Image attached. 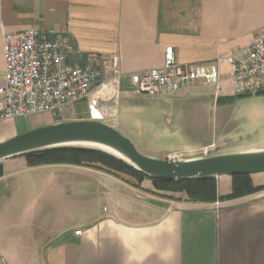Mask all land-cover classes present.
I'll list each match as a JSON object with an SVG mask.
<instances>
[{
    "label": "crops",
    "instance_id": "0c3cea01",
    "mask_svg": "<svg viewBox=\"0 0 264 264\" xmlns=\"http://www.w3.org/2000/svg\"><path fill=\"white\" fill-rule=\"evenodd\" d=\"M32 28L69 44L71 63L117 57L125 75L139 74L163 66L169 47L180 64L213 62L246 48L264 29V0H0V81L4 37ZM229 70L223 62L218 88L196 84L156 97L122 93L118 104L102 106L112 109L108 114L80 104L86 117L79 121L131 135L135 126L143 145L153 135L194 144L160 159L176 153L196 159L212 145L210 155L262 150L264 136L232 142L245 123L236 124L241 97ZM129 85L123 81L124 90ZM215 113L220 129L204 139ZM252 114L264 120V110ZM54 120L45 114L2 121L0 143ZM217 144L226 149L218 153ZM0 172V264H264V189L225 199L234 177L215 178V201L193 202L185 193L157 191L150 179L135 186L91 167H31L24 156L1 161ZM250 180L264 188V173Z\"/></svg>",
    "mask_w": 264,
    "mask_h": 264
},
{
    "label": "built area",
    "instance_id": "2783aa9c",
    "mask_svg": "<svg viewBox=\"0 0 264 264\" xmlns=\"http://www.w3.org/2000/svg\"><path fill=\"white\" fill-rule=\"evenodd\" d=\"M6 74L0 81V123L16 118L50 114L57 122L76 105L89 112L118 104L122 93L156 97L176 94L201 84L219 87L223 62L236 96H258L264 92V29L249 46L208 63L180 64L172 47L166 49L163 66L139 74L125 75L117 57L91 56L86 62L69 61L71 47L48 39L36 29L7 34L3 40ZM130 84L124 90L123 81ZM212 145L201 150L209 156ZM182 160L181 154L169 156ZM76 235H81L77 231Z\"/></svg>",
    "mask_w": 264,
    "mask_h": 264
},
{
    "label": "water",
    "instance_id": "95a60500",
    "mask_svg": "<svg viewBox=\"0 0 264 264\" xmlns=\"http://www.w3.org/2000/svg\"><path fill=\"white\" fill-rule=\"evenodd\" d=\"M76 145H91L116 152L122 157L119 159L155 180L178 182L264 173V149L190 160L158 159L140 154L132 141L113 126L89 120L58 122L1 142L0 162L33 152Z\"/></svg>",
    "mask_w": 264,
    "mask_h": 264
},
{
    "label": "trees",
    "instance_id": "16d2710c",
    "mask_svg": "<svg viewBox=\"0 0 264 264\" xmlns=\"http://www.w3.org/2000/svg\"><path fill=\"white\" fill-rule=\"evenodd\" d=\"M264 93V92H263ZM261 93V94H263ZM31 167L53 164H71L91 167L117 177L134 181L135 186L145 179L153 182L157 191L185 193L187 199L193 202H210L217 199L215 178L194 179L187 181H162L148 178L123 160L100 150L87 148L66 147L42 150L25 155ZM2 173L0 172V177ZM234 190L225 199H234L257 192L264 188H254L250 175L234 176Z\"/></svg>",
    "mask_w": 264,
    "mask_h": 264
},
{
    "label": "rangeland",
    "instance_id": "374dc122",
    "mask_svg": "<svg viewBox=\"0 0 264 264\" xmlns=\"http://www.w3.org/2000/svg\"><path fill=\"white\" fill-rule=\"evenodd\" d=\"M238 100L240 102H238V107L236 110H239L238 117L240 121L237 122L236 124L240 125L242 123H245L243 125L244 133H242V135L238 134L240 137H235L232 142H236V143L249 142L258 139L261 136H264V120L253 118V114H252L253 110H264V98H258L256 96H247V97H241ZM77 106L78 105L72 108H68L67 111L61 116L60 122H73V121H79V119L81 118H85L86 109L82 108L78 110V108H76ZM139 108L140 106H135L133 107V110H139ZM123 109L125 108H123V101H121V104L118 108V110H120L119 117L120 115H122ZM108 110H112V109L109 107L107 108L102 107V109L101 108L99 109L100 112L106 111L107 114L110 113ZM146 110H150V109L147 108ZM113 115L115 116L116 114L114 113ZM212 119L213 120L211 121L210 126L207 127L205 129L204 134H202V137H204V139H206L209 136V134L212 133L216 134L217 130L220 129L218 114L215 113ZM54 122L57 123V120H54ZM131 131L133 135L126 132H123V135L132 141V143L134 144V146L136 147V149L140 154L147 157H154L160 159L161 157L160 155L163 152H172L175 150L186 151L189 147H192L194 145L187 143L186 144L179 143L178 141L168 140L167 138H161V137L155 138V135H153L154 136L153 139L152 137L150 138L146 137L147 138L145 139L146 143L145 145H143L142 143L138 142V140H136L135 138L136 137L135 126L131 125ZM139 132H142L141 129L139 130ZM149 136L151 135L149 134ZM200 141H203V139ZM175 145H177L178 149L175 147ZM216 147L218 149L217 150L218 153L223 152L226 149V148H221L220 146H218V144ZM150 155H154V156H150ZM181 157L182 159L191 158L190 156H187L184 153H181ZM199 157H202V153H198L193 158H199Z\"/></svg>",
    "mask_w": 264,
    "mask_h": 264
},
{
    "label": "bare ground",
    "instance_id": "6f19581e",
    "mask_svg": "<svg viewBox=\"0 0 264 264\" xmlns=\"http://www.w3.org/2000/svg\"><path fill=\"white\" fill-rule=\"evenodd\" d=\"M76 147H84V148H94V149H101L117 158H122L119 154H117L116 152H113L109 149H106V148H102V147H96V146H91V145H76Z\"/></svg>",
    "mask_w": 264,
    "mask_h": 264
}]
</instances>
